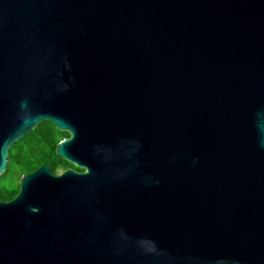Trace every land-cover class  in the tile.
Returning a JSON list of instances; mask_svg holds the SVG:
<instances>
[{
  "label": "water",
  "instance_id": "water-1",
  "mask_svg": "<svg viewBox=\"0 0 264 264\" xmlns=\"http://www.w3.org/2000/svg\"><path fill=\"white\" fill-rule=\"evenodd\" d=\"M43 120L0 264H264V0H0V174Z\"/></svg>",
  "mask_w": 264,
  "mask_h": 264
},
{
  "label": "trees",
  "instance_id": "trees-1",
  "mask_svg": "<svg viewBox=\"0 0 264 264\" xmlns=\"http://www.w3.org/2000/svg\"><path fill=\"white\" fill-rule=\"evenodd\" d=\"M67 136H69L67 131L58 130L51 121H41L36 127L17 140L18 144L24 140L31 143V147L25 153L20 154L21 151L12 153L9 149L7 165L0 176L7 171L9 163L11 165L13 162L19 167L18 180L21 175L45 162L48 163L49 169L54 173L57 172L59 168L64 169L66 167H72L74 169H80L55 153L56 144ZM14 143H16V141ZM18 187L19 182L17 186L13 187H2L0 185V200L12 198L17 193Z\"/></svg>",
  "mask_w": 264,
  "mask_h": 264
},
{
  "label": "rangeland",
  "instance_id": "rangeland-1",
  "mask_svg": "<svg viewBox=\"0 0 264 264\" xmlns=\"http://www.w3.org/2000/svg\"><path fill=\"white\" fill-rule=\"evenodd\" d=\"M31 147V143L27 142V141H22L21 143L18 144V142L16 141V143L13 144L12 147H10V152H20V154L25 153L29 148ZM11 153V154H12ZM19 167L17 166L16 163H12L10 165L9 163V167L7 169V171L0 176V185L2 187H13V186H17V183L19 182L18 180V169ZM63 168H59L57 170V172L62 171Z\"/></svg>",
  "mask_w": 264,
  "mask_h": 264
},
{
  "label": "flooded vegetation",
  "instance_id": "flooded-vegetation-1",
  "mask_svg": "<svg viewBox=\"0 0 264 264\" xmlns=\"http://www.w3.org/2000/svg\"><path fill=\"white\" fill-rule=\"evenodd\" d=\"M77 170H80V169H77ZM21 176H22V175H21ZM21 176H20V177H21ZM19 179H20V178H19Z\"/></svg>",
  "mask_w": 264,
  "mask_h": 264
}]
</instances>
